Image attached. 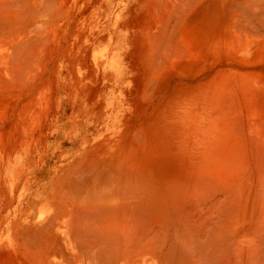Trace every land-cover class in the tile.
Returning <instances> with one entry per match:
<instances>
[{
  "label": "rangeland",
  "instance_id": "rangeland-1",
  "mask_svg": "<svg viewBox=\"0 0 264 264\" xmlns=\"http://www.w3.org/2000/svg\"><path fill=\"white\" fill-rule=\"evenodd\" d=\"M150 1H152V4ZM163 1L164 0H73L74 12L64 22V30L62 29V32H64L70 25V29L67 28L69 35L67 39L63 41L61 50L56 52L53 51L51 55L53 59L47 62L48 64L43 72L44 74L40 76V87L44 88L45 94H49L52 99L51 109L47 106L46 114L44 113L45 118L43 121L42 141L37 142L36 145H30L28 151L19 157L21 159L18 158L22 165L25 163L20 169L22 179L18 185L16 182L13 185L16 186V189L13 191L12 201L14 200V202L12 206L5 211L4 215H0V247L4 244H10L12 246L11 250L12 248L17 249L15 246L20 243L18 242L20 234L22 232H30L33 227L32 225L37 222V215L42 212V210H46L53 200H56V202L59 200L57 196L55 197L57 178H64V176L70 174L72 166L77 162H80L79 166H81L83 161H90L89 158L91 157L93 160L96 159L101 161V159L105 157L104 152L111 145H116V147L121 150H128L130 144L137 146L139 149H141L142 146L146 155L154 157L157 160V164H161L158 161L162 160L172 161L174 164L171 162V164H168L169 167L166 168L168 175L182 169L176 159L184 152L188 165L183 167L188 169L183 168V172L181 173L192 175L199 172L198 174H202L199 180L204 181L200 182L203 184L201 187L204 190H202L199 185L200 188L197 189V193L199 194L201 192L200 190L204 191L199 196L203 195L204 197L206 195V198L210 197L211 199H207V203H209L208 200L211 202L212 199H218V201H214V204L217 206L213 205L218 207L220 212L223 211L221 212L222 216L220 215L218 219L220 221L222 219V222L224 221L222 224L224 227L222 228L223 231L226 229L229 230L230 225L233 232L237 231L238 227L237 224H235L237 220L234 221V218L240 215L241 220H245V218L248 217L247 214H244L245 210H247L246 212L248 214H251L249 215L251 219L257 222L256 226L258 225V221L260 222L262 220L261 216L257 217V215H260L261 210L263 211L264 209V202L262 203L261 200H264V191L261 189L264 187V157L259 159L263 162V164H259L261 165L260 167L257 165V168V166L254 165L262 163L261 161L257 163L258 160H255V156L257 155L256 158H258L259 155L260 157L264 155V47H261V43L264 39V30H261V25L258 24L257 21H255L256 23L252 22V24H250L252 25V29L248 28V30L251 32L256 29V32H251L256 42L251 40L252 43L250 42V44H248H253V49L252 46L251 48L250 46H246L241 51L238 49V51L236 50L232 53L230 51L219 55L208 47H202L197 43L198 40L196 39L199 37H204L206 39L214 37L212 32L220 29L222 25L218 23V20L221 18L220 15L232 9V7L229 8V6H233L235 3L231 5V0H199V2L197 0L198 5H195V0H191L192 3L187 0H177L178 3L181 1V4H178L175 0V5L173 0L174 8L178 10L180 7L182 11L179 10L180 12H176V15L175 11H173V14L171 13L173 10L172 0H166L168 3L164 1L167 5H165ZM183 1L184 3L187 1L188 4L195 3L193 5L194 8L191 9V4L188 5L186 3V6L188 5V9H191V11L183 9V7H185V4H182ZM235 1L238 2V0H234V2ZM259 1V4H261V1L264 0H258V2ZM169 2H171L172 7ZM211 2L214 3L211 4ZM228 3H230L229 6L227 5ZM206 4V7L209 9H206ZM262 4L264 6V2H262ZM161 5H163V8L165 5L166 9H168L167 11L164 8L166 14H162L164 10L162 11ZM177 5H179V7ZM180 5H182V7ZM222 5L226 7L222 8ZM159 7H161V9ZM169 8H172V10H169ZM199 8L200 10H198ZM262 8L260 7V10H262ZM214 9L216 11L211 12V10L214 11ZM222 9L224 10L223 12ZM195 11L199 12L197 13ZM167 14L169 16H167ZM178 14H183V16ZM206 14L208 15L206 16ZM170 15L172 17H170ZM173 15H176L177 18ZM161 16L163 19L166 17H170V19L166 18V20H163L160 18ZM178 16L182 18H178ZM195 17L201 18H199V21L197 19L196 22V20H192V18L194 19ZM208 17L210 19H207ZM160 19L162 23H166L168 26L161 25ZM175 19L182 22V29L178 27L180 22H176ZM172 20H174L176 22L175 25H177L175 30L173 28L174 31L172 30V26L175 27V22H172ZM209 21H211V23ZM253 23L255 25H253ZM210 24H212V26H210ZM246 24L249 23L246 21ZM160 25L164 28L165 26L168 29L171 28L172 32L179 31L176 33V37L174 36L177 39H174L177 41L180 35V47H183L185 52L182 48V50L178 49L179 47L176 48L179 50H177L178 52H170L171 54H176V59H173L174 56L172 57L170 53L168 54H170L171 57L169 58L167 56L168 51L166 52L165 50L164 52L162 48L164 46H161L162 51L157 52V47H160V43L163 44V40L165 45L173 41L169 39L171 36L173 37V33L165 29V34L164 31H162L163 29L158 27ZM215 25L219 26L216 27ZM156 26L158 28H155ZM158 29L161 33L163 32L165 34L164 36L162 33L163 40L159 39L161 33ZM223 29H225L224 26ZM157 32L160 33V35L157 34ZM152 33H156L155 35H158V38H155L157 36H152ZM167 33H169V35H167ZM178 33L182 34L178 35ZM150 36H152V39ZM153 37L158 39L157 45L160 44L159 46L156 45L155 47L154 45H149L150 41L152 42V40H154ZM166 38L167 40L169 39L167 43H165L167 41ZM155 41L154 43H156ZM259 41L262 42L260 43ZM174 43L179 45L178 41H174ZM185 43L187 44L185 45ZM175 44L173 45L174 48L176 46ZM256 44L258 46L260 44L261 46L255 47L254 45ZM169 46L171 47L172 45ZM167 47L168 46L164 48ZM168 49L170 51V48ZM160 52L162 53L160 54ZM149 53H151L153 57H151ZM183 53L185 60L182 58L184 57ZM162 54H164L161 56L162 58H159ZM177 54L180 55L178 56ZM187 54L189 55L187 56ZM165 55L167 57H165ZM163 58L168 59L161 64V61L164 60ZM155 59L158 61L156 62ZM152 63L154 65H152ZM73 67L75 68L73 69ZM209 74H213V76ZM241 79L242 82L239 81ZM228 83L229 86H226ZM148 84L150 86H148ZM223 84L226 85L223 86ZM232 86L234 87L232 88ZM146 89L148 93L145 92ZM150 97L152 100H150ZM222 98L225 99V102ZM252 110H254L253 113H251ZM228 112H230V114ZM254 119L256 120L254 121ZM262 120L263 122H260ZM225 123H227V125ZM260 126L261 128H259ZM138 129L140 130L139 134H142L140 136L137 131ZM261 130L263 131L260 132ZM253 131L255 132L253 133ZM123 132L125 136L122 134ZM133 132L136 136L138 134V137H134L133 139L131 135ZM128 133L130 136L127 135ZM259 133L261 135H259ZM241 134L243 138L240 137L242 136ZM196 136H200L199 139H201V136L204 138L202 140L205 143L204 148L206 149L207 156L205 155L202 157L194 154L188 156L186 153L187 150L193 149L194 146L191 143ZM139 137L142 139L145 137V139H143L144 142L146 141L145 145H143V142H139V140H141ZM244 138L246 139L244 140ZM127 140L130 142L132 140V142L130 143ZM183 142L185 143V151L181 150ZM254 142L258 143V146ZM146 143H149V146ZM152 143L154 146H152ZM211 143L214 147L210 145ZM218 145L220 147H218ZM98 149L99 151H97ZM213 149H216V152L219 151V153H217L218 156L215 155L216 153ZM260 152H262V155ZM88 153L90 156L87 157ZM98 153V158L100 160L97 159ZM211 155L217 156H214L216 158L214 159L215 161ZM209 158L212 160L211 163L214 161L212 165ZM252 159H254L256 164L252 162ZM202 162L205 163L202 164ZM247 163L252 164L257 170L259 169L256 172L257 176L256 173L253 175L256 169L252 171L254 168L250 165L249 167L251 169L249 170L248 167L246 169L247 171L245 170L248 166ZM230 165L233 167H230ZM174 166H177L178 169H175ZM227 166H229L228 169H225ZM198 167L202 168L200 169ZM261 167L262 169L260 170ZM229 168H233L234 170ZM260 171H263V173ZM258 173L260 174L259 177ZM249 174H251V176ZM238 176L241 177H239L240 181L237 179ZM254 180H258L257 182L259 184ZM260 184L262 187L258 189ZM241 185L243 186L242 189L240 188ZM244 185H248L247 188ZM255 185H257V187H255ZM233 186H237L240 192ZM192 187L195 188L192 183H189V189L185 191L186 195L190 190V193L193 192L194 189ZM235 189L236 191H234ZM256 190L262 191L261 193L259 192L260 195L262 194L261 198ZM205 191L208 192L209 195ZM237 192L239 195L241 193V195L239 196ZM250 193H254V195ZM183 194L184 192L181 191L180 195L185 196V194ZM255 194H257L256 198L257 196L259 197L257 198L258 200L255 198ZM191 195H189V197ZM193 196L196 195L193 194ZM233 196L235 197L233 198ZM251 196H254V198ZM59 202H61V204L63 203L65 206L68 205L66 197L62 198ZM251 202H253V204H251ZM207 203L206 206L209 209L211 203H209V205H207ZM219 204H221V206ZM250 204L253 209H255V212ZM65 206H63V208ZM248 207L252 210L251 212L248 211ZM258 208L260 209L258 210ZM232 209L235 210L233 211ZM236 210L237 213H234V217L232 216V212H236ZM241 210L242 212H238ZM64 211L65 208L63 212ZM243 214L245 216H243ZM227 216L228 219L232 220L233 218L230 224L227 222ZM252 216L257 217L258 221L256 220L257 218ZM247 219L250 221L249 223L254 222L249 217ZM254 224L255 223H253V225ZM18 225L21 226L17 228ZM235 235L236 233H234V236ZM62 254H64L65 258H63L64 256L60 257L56 263L43 264L66 263L69 258L66 256H70V254H65V252ZM51 259L54 260L53 258ZM63 259L67 260L65 261ZM60 260H62L61 263L59 262ZM69 264H71V261H69Z\"/></svg>",
  "mask_w": 264,
  "mask_h": 264
},
{
  "label": "bare ground",
  "instance_id": "bare-ground-1",
  "mask_svg": "<svg viewBox=\"0 0 264 264\" xmlns=\"http://www.w3.org/2000/svg\"><path fill=\"white\" fill-rule=\"evenodd\" d=\"M176 1L174 0L175 5H176ZM187 1H190L192 3L191 0H187ZM195 1L196 4L194 2L193 3L195 5H198L197 3L199 2V0L198 2L197 0ZM151 2L152 1H150V3ZM166 2H164L165 5H167ZM179 2L180 3H178L177 1L178 4H181V1ZM262 2L264 1H261V4H259L260 1L258 2V0H238V2L237 1L234 2V0H231V5H233L234 3L235 4L233 6H229L230 3H228L227 5L229 6V8L232 7V9L225 11V13H223L222 15H220L219 13L221 18L218 20V23L222 25L220 26V29H217L212 32V35L214 37L209 39H206L204 37H199L198 39H196L198 40L197 43H199L202 47L205 48L208 47L211 50H214V52H217L219 55L222 53H228L230 51L232 53L236 50L238 51V49L239 51H241L246 46H250L251 48L253 44L251 45L249 44L251 40L255 39L252 33L256 29L252 30L251 33L248 30V28L252 27V25L250 24H252V22L257 21V23L261 25V30L262 29L264 30V6ZM169 3L171 5V2ZM186 3H184L183 1L182 4H185V7H183V9H188L189 8L188 5L191 4V3L190 4L187 3L188 5L186 6ZM212 3L214 2H211V4ZM194 4L190 5L192 7L191 9L194 8L193 7ZM165 5L164 8L166 9ZM172 5H173V0H172ZM162 6L163 5H161V7ZM177 6L179 7V5ZM180 6L182 7V5ZM206 6L207 4L205 5V7ZM161 7L159 8L161 9ZM224 7L226 6L222 5V8ZM260 7L261 8L263 7L262 10H260ZM164 8L162 7V11L164 10L162 14L165 13ZM191 9L188 10L191 11ZM206 9L209 8L206 7ZM215 9L214 11L211 10V12H215L216 11ZM166 10L168 11V9ZM169 10H172V8L171 9L169 8ZM179 10L181 11L180 7L177 10L174 8L173 5V10L171 11V13L173 14L174 13L173 11H175V14L177 15V13L180 12ZM198 10H200V8ZM223 11L224 10L222 9V12ZM73 12H74L73 0H0V215H4L5 211L10 206H12L14 202V200L12 201L13 191L14 189H16V186L13 185L15 182L18 185L22 179L21 176L22 174H20V169L22 168V166H24L25 163L22 165L19 162L18 158L21 157L23 153L28 151L30 145L32 144L36 145L37 142L42 141L43 125H44L43 121L45 118L44 113L46 114L47 106H49V108L50 106H52V99L50 98L49 94L48 95L45 94L44 88L40 87V76L44 74L43 72L46 69V66L48 64L47 62L50 61V59H53L51 58L53 51L55 52L58 50L60 51L63 41L67 39L69 35L68 29H70V25L67 27L68 29L66 28L64 32H62V29L64 28V22L72 15ZM183 12L186 13L185 11ZM195 12L198 13L199 11H195ZM168 14L167 16H169ZM178 15L183 16V14H178ZM207 15L208 14H206V16ZM170 17L172 16L170 15ZM170 17L169 18L166 17V18L170 19ZM179 17L182 18L181 16H178V18ZM160 18H162V16ZM166 18L165 19L162 18V19L166 20ZM195 18L194 19L192 18V20H196L197 22V19L199 21V18L201 17L199 18L195 17ZM207 19L210 18L208 17ZM173 21L174 20H172V22ZM177 21L180 22V20H176V22ZM246 21L249 24H246ZM176 22L174 23V25L176 24ZM209 22L211 23V21ZM160 23L161 25L163 24L168 26V24L162 23L161 19H160ZM212 24H210V26H212ZM161 25L158 27L162 28L163 29L162 31H164L165 33L166 32L165 29L168 28L166 26L164 28ZM253 25L255 24L253 23ZM176 26L177 25H175V27L172 26V30L173 28L175 30ZM181 26H182V22H180V25L178 27L182 29ZM223 26L225 27V29H223ZM158 27L156 26L155 28ZM170 27H171V22H170ZM207 27L209 29L208 25ZM168 30L172 32L171 28H169ZM170 31L168 32L170 34L173 33L172 34L173 37L170 35L172 38L170 37L169 39L170 41L172 40L173 41L171 43L168 41L169 39L167 40L168 38L167 35H169V33H167L166 35L167 41L165 43L169 42L171 44L168 43L166 45L164 44V40L162 37L164 33L162 32L163 33L162 34L159 30V32L161 33L160 35V33L157 32V34L160 35L159 39L163 40L162 42L164 44V45L162 43H160L161 45L159 44L160 47H157V52L162 51L161 46L164 47L168 46L167 48L164 47L162 48L164 49V52L165 50L166 52L168 51L167 56L169 58L172 55V57L174 56L173 57L174 59L176 54L174 55L171 54L170 52L175 51L174 53H176L179 51L178 49L180 50L183 49V47H180L181 37L179 35L182 33H178L179 39L177 41L179 42V45H176L177 43L175 44L174 41L177 42L175 40L177 38L175 37L177 35L176 33L179 31L176 30L177 32H172V33ZM155 34L156 33H152V36L154 35V37L157 36L155 38H158V35ZM152 36H150V38ZM155 38L154 40H152V42L150 41L149 45L152 46L154 45L156 47L158 43V39ZM154 41L156 43H154ZM259 42L261 43L262 41ZM173 43L177 47L175 46L174 48ZM187 43H185V45ZM261 44L262 46L260 44L259 46L264 47V39ZM169 45H172L171 47L173 48H171ZM256 45L254 46L259 47L258 45L257 46ZM168 48H170V51ZM161 53L162 52H160V54ZM168 53H170L171 55ZM164 54L160 55L159 58H162L161 56H163ZM149 55L153 57L151 53H149ZM188 55L189 54H187V56ZM167 56L165 55V57ZM182 58L185 60V56ZM163 59L164 60L161 61V64L162 62L167 61L168 58L167 59L163 58ZM157 61L158 60H156V62ZM165 64L163 65L167 66ZM152 65L154 64L152 63ZM74 68L75 67H73V69ZM209 75L213 76V74H209ZM239 81L242 82V79ZM229 83L227 85L223 84V86L224 85L229 86ZM148 86L150 85L148 84ZM233 87L234 86H232V88ZM145 92H147V89ZM150 100H152L151 97ZM224 100L225 99H223V101ZM253 111L254 110H252L251 113H253ZM230 112L228 113L230 114ZM255 120L256 119H254V121ZM260 122H263V120ZM225 124L227 125V123ZM261 126L259 128H261ZM137 131L139 134L140 130L138 129ZM262 131L263 130H261L260 132ZM254 132L255 131H253V133ZM133 133L131 134L133 139L134 137H138V134L136 136L135 133L134 134ZM122 134H124V132ZM242 134L246 135L244 133ZM127 135H129V133ZM140 135L142 134H139V136ZM243 135L240 137L243 138ZM259 135L261 134L259 133ZM139 138L141 140H139L138 138L135 139H138L139 142H143L144 143L143 145H145L146 141L144 142L143 140L145 139V137L143 139L141 137ZM199 138L200 136H196L193 138L194 141L191 144H193L194 147L192 150L189 149L186 151L188 156L190 154L199 155L202 157L206 155L207 152L206 149L204 148L205 143L202 140L204 138H202V136L201 139ZM254 138L256 139V137ZM245 139L246 138H244V140ZM212 143L210 144L211 146ZM256 144L258 146V143ZM152 146H154V144ZM218 147L220 146L218 145ZM216 149L215 150L213 149V151H215L216 153L215 155L219 153V151L216 152ZM181 150L185 151L184 142L181 146ZM97 151H99V149ZM262 152H260L261 155ZM104 153H105V157L102 158L103 160L102 159L101 161H98L96 159L93 160V158L91 157L92 159L89 158L90 161H85V162L83 161L81 166H79L80 162H77L72 166L70 174L64 176V178H60V179L57 178L55 185L57 187L56 188L57 190L55 191V197L57 196L59 200H57V202L56 200H53L52 203L48 205L46 210L44 211L42 210V212H40L37 215V222L34 225H32L33 227L31 228L30 232H25V233L22 232L20 234L21 241L19 239L18 242L20 243L15 246L17 249L12 248L14 252L11 250L12 246L10 244H4L0 247V264L56 263L60 259V257L64 256V254H62L64 252L65 254L66 253L70 254V256L68 255L66 256L69 257L70 260L69 258L68 260L66 259L67 261L63 259L66 261V263H64L63 261L64 264H69V261H71V264H78V263L79 264H222V262L223 264H264V209L262 208L263 211L261 210V214L258 213L260 215H257V217L261 216L262 218L260 222L258 221L257 217L252 216L254 218H257L256 219L258 221L257 226H256L257 222L252 220L251 216H249L251 214H248L246 212L247 210H245L246 213L244 212V214H247V216L252 221H254L251 222L252 224L249 223L250 221L247 219L248 218L247 216L245 220L243 218H242L243 220H241L240 215H238L239 217L238 216L236 217L238 219L234 218V221L237 220L235 224H237L238 230L233 232V229L230 228L231 227L230 225L229 230L226 229L223 231L222 228L224 227L222 224L224 223V221L222 222V219L221 221L218 220L221 215V212L223 211L220 212L218 207H216L217 205L214 204V201L216 200L218 201V199L214 197L215 199H212L211 202L208 200V202L211 203L212 205L211 206L209 205V203H207V199L210 198L208 196L209 195L208 192L205 191L206 193H208L207 196L209 198H206L205 197L206 195L204 197L203 195L199 196L202 192H204L202 191L204 189L201 187L203 186V184L200 183L204 181L199 180L202 174H198L199 172L198 173L196 172L192 175H188L187 173L186 174L181 173L183 172L182 171L183 168L186 167L185 165H188L186 160V155L184 152H182L176 159V161H178L179 166L182 169L169 174L170 176L167 174L166 168L169 167L168 164H171L172 161L162 160V161H158L161 164H157V160L154 157L146 155V152L144 151L142 146L141 149H139L137 146L130 144L128 150L125 149L121 150L117 148L116 145H111ZM88 154L87 157L90 156V154L89 155ZM97 155H96L97 159H99L98 158L99 153ZM214 156H213V160L216 159L215 157H217L218 155L215 157ZM254 156H255V152H254ZM256 156H255V160H258L257 163L261 161L259 159H262L264 157V155H262L261 157L259 155L258 158H256ZM252 160H253L252 162H254V159ZM209 161L211 163L212 160L210 159ZM228 162L232 163L231 161ZM204 163L202 162V164ZM207 163L209 164L208 161ZM252 164L249 163L246 168H245L246 166L245 164L244 168L246 170L250 165L251 167L254 168L252 171L256 169V171L253 172V175H255V173L259 170V169L257 170L258 168L257 165L263 164V162L258 164L255 163L256 165L254 166H257V168L252 166ZM232 165H230V167ZM201 166L205 167L203 165ZM260 166L261 165H259V167ZM202 167H198V168L201 169ZM228 167L229 166H227V168L225 167V169H228ZM176 168L177 166L175 167V169ZM184 169H188V168H184ZM229 169L232 170L233 168H229ZM248 169L250 170L251 168L249 167ZM261 169L262 167L260 168V170ZM261 173H263V171ZM249 175L251 176V174ZM259 176L260 174L258 175V177ZM239 177L240 176L237 177L238 180L241 178ZM189 183H192L195 186V188L192 187L194 189L193 192L190 193L191 192L190 190L186 195L185 191H188ZM257 184L259 183L257 182ZM261 184L260 186H258V189L262 187ZM199 185L202 190H200L201 192L198 194L197 189L200 188ZM242 185L241 187L239 186L241 189L243 187ZM255 187H257V185H255ZM234 188L237 189V186ZM226 189H227V185H226ZM236 189L234 191H236ZM261 189H263L262 191H264V187H262ZM181 191L184 192L185 196L180 195ZM237 191L239 190L237 189ZM257 191L258 190H256V192ZM259 192L260 191H258V193ZM254 193L253 194L250 193V194L254 195ZM260 193L259 196L261 198L262 194L260 195ZM193 194H195L196 196H193ZM189 195L191 196L189 197ZM256 195L257 194H255V198ZM65 197L67 198V202H68L67 206L59 202L62 200V198ZM234 197L235 196H233V198ZM251 197L254 198V196ZM257 198L259 197L257 196ZM249 199L251 200L250 197ZM261 200L263 203L264 200L263 199ZM206 203L207 205L210 206L209 209L207 208ZM213 204L216 206H214ZM251 204H253V202H251ZM219 205L221 206V204ZM63 206H65L64 212H63L64 210ZM259 209L260 208H258V210ZM254 210L255 209H253V211ZM248 211L251 212L252 210H250L249 208ZM238 212H242V210ZM232 213H233L232 216H234L235 215L234 213H237V210L236 212H232ZM244 214L243 216H245ZM254 215L256 216L255 213ZM232 220L228 219L227 222L230 224L231 223L230 221ZM253 223L255 224L253 225ZM20 226L21 225H18L17 228ZM234 233H236L235 236ZM51 258H53L54 260H52ZM63 258H65V256ZM59 262L61 263L62 260H60Z\"/></svg>",
  "mask_w": 264,
  "mask_h": 264
}]
</instances>
